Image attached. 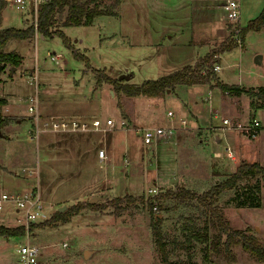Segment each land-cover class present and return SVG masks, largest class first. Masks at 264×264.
I'll use <instances>...</instances> for the list:
<instances>
[{
	"label": "rangeland",
	"instance_id": "obj_1",
	"mask_svg": "<svg viewBox=\"0 0 264 264\" xmlns=\"http://www.w3.org/2000/svg\"><path fill=\"white\" fill-rule=\"evenodd\" d=\"M120 3L118 15H101L90 25L64 27L73 49L57 34L35 35L36 42L21 40L8 47L17 49L23 59L17 70H5L1 74L4 82L0 85V94L8 101L0 105V158L7 167H23L22 174H18L23 181L10 178L0 169V195L33 188L41 197L47 217L42 222L26 223L23 215L15 211L14 202L4 201L0 206V224L8 228L24 226L25 231L22 235L0 236V264H16L20 259L18 244L27 242L37 246L40 264H165L155 245L153 219L147 205L124 199L125 194H132L144 195L147 200L148 196L181 186L168 187V182L155 184L157 172L158 175L167 172V164L149 161L146 153L140 158V147L146 150L155 144L142 141L146 126L171 127L174 131V126L193 125L190 111L194 112L195 108L199 111L198 123L207 129L208 158L213 159L214 150H225L227 142L221 128L228 127L230 139L236 133L241 134L238 144L247 156L246 162L264 164L256 154L259 137L250 139L254 136L249 137L236 127L238 123L251 124L253 118L264 122V107H252L246 94L224 96L217 86L197 84L180 85L175 91L160 96H127L115 90L111 83L98 85L94 73L98 69L119 78L128 71L132 78L119 82L141 84L192 63L188 41L192 37L213 36L209 51L227 49L216 55L219 63L216 72L224 83L248 88L264 85V27L248 30L243 45H240L242 38L239 43L234 37L236 29L247 25L261 11L264 0H240L239 19L235 21L227 19L221 6L215 7L209 12L210 22L191 0H121ZM25 17L30 22L34 19L28 10H18L14 0H6L1 24L21 28ZM224 21L227 22L219 31ZM74 50L87 56L89 66L83 58L75 56ZM198 50L201 53L204 48ZM49 53H59L64 66L61 68ZM258 54L262 56L261 62L255 61ZM33 68L37 71L38 85L28 73ZM110 89L114 90L113 94ZM210 90L211 106L205 100ZM30 96L37 99L40 140L34 137L36 117L28 110ZM223 97L225 114L216 110ZM48 110L68 115L67 118L82 117L87 123L99 118L103 125L101 129L54 130L49 122L46 127L42 124L45 114L39 111ZM169 110L172 115L168 114ZM2 112L16 116L3 120ZM108 118L113 119L112 126L105 125ZM182 118L187 122L185 125ZM223 118L232 124H225ZM212 128L220 133V141ZM260 139L263 148L259 155L262 156L264 132ZM103 142L107 146L106 157L100 159L97 154ZM164 142L161 147L156 145L157 148H162ZM131 143H136L138 149L132 150ZM129 149L133 156L127 152ZM193 155L190 158H194L195 167L199 173L204 172L208 166L203 161L206 158L201 153ZM214 161L218 164L216 169L221 171L217 174L218 180L212 176V181H200L203 178L200 176L196 178L198 182H190L194 187L191 190L201 193L202 188H210L236 169L227 162L222 164L218 158ZM38 163L41 164L39 172ZM254 184L259 189L249 190ZM76 196L85 200H76ZM92 197L97 200L91 204ZM257 197L260 204L252 205ZM215 203L223 210L232 229L255 235L264 246V177L249 178L233 189L222 190ZM62 205L66 208L59 211ZM71 206L76 211L80 209L60 218ZM153 210L162 217L159 225L169 259L176 264H264L240 243L233 247L234 259L230 261L222 251L207 252L204 241H187L188 232L201 230L209 219V211L194 199L166 197L158 200V207Z\"/></svg>",
	"mask_w": 264,
	"mask_h": 264
},
{
	"label": "trees",
	"instance_id": "obj_2",
	"mask_svg": "<svg viewBox=\"0 0 264 264\" xmlns=\"http://www.w3.org/2000/svg\"><path fill=\"white\" fill-rule=\"evenodd\" d=\"M121 0H50L38 4L37 10L33 12V21L27 27H3L2 28V10L6 0H0V72L5 69L7 65L19 66L22 62V57L17 51H3V47L9 39H28L36 34H42L44 37H52L59 35L64 40L65 44L73 49L70 40L65 35L63 27L73 25H90L93 19L101 15H118V7ZM264 27V6L256 17L250 19L248 24L238 28V34L242 38L243 45L246 33L248 30H259ZM235 45H232L233 47ZM228 48V49H231ZM227 50L226 48L209 51L204 57H200L194 65H186L179 70L162 75L157 79H146L141 84H122L119 78L109 76L98 69H94L96 73L97 84L102 82L111 83L115 90L125 93L127 96L149 95L160 96L166 91L173 90L176 85L181 84H197L206 83L210 86H217L221 89L223 95H240L246 94L250 97V104L252 107H264V85L257 87L250 86V88L238 84L224 83L217 75L215 70H212L214 62H217L218 53ZM75 56L81 57L88 64V58L74 50ZM1 82V79H0ZM6 103V99L0 98V105ZM6 119V118H5ZM4 120V119H3ZM264 177V164L258 161L242 162L234 172L230 173L226 178L218 181L210 186V188L197 193L187 187L179 186L175 190L172 188L166 189L163 193H157L148 196L147 200L144 195L135 196L125 194L124 199L128 202L140 201L146 204L153 219V234L156 247H158L162 261L165 264H176L169 259V252L164 240L162 229L160 228L161 215L153 210L154 206L158 207V200L166 197H173L178 200L194 199L206 210L209 211V219L201 230L188 232L186 236L187 241L194 239L204 241L209 253H220L221 251L226 255L227 259L232 261L234 259L233 247L237 243L251 252L258 260L264 261V246L260 244L255 235L246 233L241 229H232L229 221L224 216V212L215 201L218 194L222 190L233 189L238 183L246 179H253L254 177ZM259 189L257 184L249 187V190ZM256 195V194H255ZM121 200V199H120ZM119 200V201H120ZM91 203V202H90ZM92 204V203H91ZM260 204L259 197L252 205L258 206ZM84 205V204H83ZM82 205V206H83ZM71 206L69 211L60 214L66 218L68 214L77 212ZM59 216V217H60ZM62 218V216L60 217ZM62 220V219H61ZM25 227L18 226L15 228L5 227L0 224V236H12L24 234ZM40 264V263H38Z\"/></svg>",
	"mask_w": 264,
	"mask_h": 264
},
{
	"label": "crops",
	"instance_id": "obj_3",
	"mask_svg": "<svg viewBox=\"0 0 264 264\" xmlns=\"http://www.w3.org/2000/svg\"><path fill=\"white\" fill-rule=\"evenodd\" d=\"M191 1L194 2V7L202 15L206 16V18L210 22L211 19L209 18V12H212L213 8H215V7H220V6L222 7V3L224 0H191ZM97 17H95V18H97ZM23 20H24V26H22V27H27L31 24V22L29 21V17H25V18H23ZM226 22L224 21V23H222V28L219 27V31L223 29L224 24ZM3 27H14V26L7 25L3 22L2 28ZM36 35H38V37L39 36L44 37V36H42V34H36ZM38 37L36 36V38H38ZM36 38H34V36H33L32 38H28V39H22V38L21 39H9V40H7V42L5 43V45L3 47V51H17V49H14L13 47L8 49L9 45L12 43L14 44V42H16V41H17V43L21 42V40L29 41V42H33V41L36 42ZM212 39H213V36L192 37V39H190L187 43L188 48H192V53H193L192 63L189 62L183 66L194 65L200 57H204L207 54V52L210 50V45L212 44L211 43ZM203 48H204V50L200 53L198 49H203ZM19 66H15V68L13 69V66L7 65L5 67V69L0 72V79H1L0 85L4 82V79L2 78L1 74L4 73L5 70H11V71L17 70V68ZM104 70H105V68H104ZM218 71L216 72L217 74H218ZM126 72L129 73L130 78H132V73L128 72V71H126ZM28 73H29L30 77L32 75L36 76L34 80L36 81V84L38 85V75H37L36 69L35 68L29 69ZM127 73H125V74H127ZM218 77L220 78L219 75H218ZM31 79H33V78L31 77ZM197 84H206V83H197ZM197 84H192V85H197ZM180 85L192 86V85L181 84V83H180ZM180 85H176L173 88V90L166 91L165 93L175 91V88L180 86ZM35 87L37 88L36 85H35ZM211 87H213V86L209 85V88H211ZM165 93H163V94H165ZM209 94H210L209 97H206L205 100H207L209 105L211 106V103H212L211 90H210ZM0 98L6 99V103H7L8 99L1 96V94H0ZM223 101H224V97L221 101L220 108H216V110L222 111V113L225 114V108L223 105V103H224ZM6 103L3 104L2 106L6 105ZM169 111H171V110H169ZM190 112H191V116L194 119V121H192L193 125H189L186 127L174 126L176 129L174 131L172 130V132L169 136H167L164 139H161V140L157 141V143L153 144L154 146H152V148H146V150H145L143 147H140L142 149L141 152H139V153H141V154H139L141 159H143L144 153H146V159H149V161L157 162L158 160H160L161 162H163V164H164V162L167 164V165H165V166H167V172L160 173L162 175H160V174L158 175L159 171L157 172L156 176L158 177V179H157V181H155V184H164L165 182H168V187L178 184L181 186L184 185L185 187L192 189L194 187H192V185H190V182H198L196 180V178H200V176L203 177V178H201L200 181H212V179H211L212 176L213 177L216 176V178L214 179L215 181L218 180L219 175H217V174H218V172H221V171L216 169V166L218 164L216 161H214V159H217V158L220 159V162L222 164L226 163V162L228 164H232V165H234V168H235V166L237 167L240 163L247 161V156H245L242 153V148L239 147L240 145L238 144V142H240V140H241L239 137V135H241V134L236 133L235 137L230 139L229 134H228L229 132H227L228 131L227 129H229L228 127H222L221 128L222 132H223L222 134L224 136V139L227 142V146H226L225 150H219V149L214 150L212 152V154L210 153L212 155L213 159L208 158V156H207L208 152L206 150V148L208 146L207 143L209 142V140L207 141V139H206L207 138V136H206V132H207L206 130L207 129H205L203 126H201V124L198 123L197 113L199 111H197L194 108V112L193 111H190ZM39 113L42 115L45 114L43 116L45 117L46 120H50V118H54V117L59 119L60 116L62 118H66V119L83 120V119H81L82 117H80V118L76 117L75 118V116H72L71 118H67V117H69L68 115H64V114L57 115L58 114L57 112H55V111L51 112L49 110L48 111H41V112L39 111ZM2 114H3V117H2L3 119H5L7 117H11V116H16V114L15 115H4L3 112H2ZM48 114H50V115H48ZM17 115H19V114H17ZM21 116H23V115H21ZM46 116H48V117H46ZM128 119H130L132 121L133 117L132 118L129 117ZM182 119H184V118H182ZM46 120H44L42 122V124ZM126 120H127V118H126ZM43 125L46 127V124H43ZM161 127H163V126H161ZM212 130L216 132V129L212 128ZM263 132H264V129H261L254 136V138H252V137L250 138V139H256L259 137L257 142H256L257 143L256 145L259 147L256 151V154L259 156L261 161L264 160V155H262V156L259 155L260 151L263 148V144L261 143V139H260L263 135ZM215 134H216L215 135L216 139L220 141V139H221L220 133L216 132ZM39 135L40 134H38V136L35 139L40 140ZM41 139H43V135H42ZM232 140L234 141V143L232 142ZM163 142H164V144H163L162 148H157L156 145L161 147V143H163ZM100 147L104 148L105 151H107L106 143H104V146H100ZM129 147L132 150L138 149L136 143L135 144L134 143L129 144ZM159 149H161V151ZM127 152L130 154V156L132 155V152L130 151V149L127 150ZM229 152H230V155L228 154ZM195 153H197L198 155H200V153H201V155H203L204 158H206V160H203V161L208 166H207V168L205 166V170L202 173L201 172L199 173V171L197 170V167H195L196 164L194 165V160H193L194 158L193 159L190 158V154H192V157H193L194 156L193 154H195ZM161 154H163V155H161ZM254 158H256V157H254ZM0 159H1L0 169H4V172H6V174L9 175L10 178L15 179V180L23 179L21 176H18V174H22L21 171H22L23 167H7L4 164L3 159L2 158H0ZM125 160L127 161V163H129V160L127 158ZM40 165H39V163L37 164L38 172L40 170ZM24 168H33V167L32 166H25ZM232 172H234V171H229L228 173H232ZM222 173H225V172H222ZM21 181H23V180H21ZM28 189H29V187H28ZM94 189H96V188H94ZM94 189L90 190L88 192V194L92 193ZM204 189L205 188H202L201 190H204ZM75 199L76 200H85V197L76 196Z\"/></svg>",
	"mask_w": 264,
	"mask_h": 264
},
{
	"label": "built area",
	"instance_id": "obj_4",
	"mask_svg": "<svg viewBox=\"0 0 264 264\" xmlns=\"http://www.w3.org/2000/svg\"><path fill=\"white\" fill-rule=\"evenodd\" d=\"M50 0H14V4L18 10H28L33 14L35 10H37L38 4L42 2H48ZM30 3H33L34 9L31 10ZM222 8L225 11V15L229 21H235L239 19L240 14V0H224L222 3ZM236 37V40L240 43L241 38L240 34H238V29H236V32L234 33ZM49 56L52 60L58 61V64L62 68L64 66V61L61 59V55L59 53H49ZM219 69V63L214 62L212 70H218ZM33 79H35V75L31 76ZM36 97L30 96L28 101V110L33 113V115L36 117V134L35 138L40 133L41 129L38 126V120H39V114L36 110ZM169 115H172L173 112L169 111ZM51 120V121H50ZM50 120H46L43 124L48 125V122L51 124L54 130L59 129H82V130H88V129H101L102 128V121L99 118H94L91 123H87L84 120L79 121V119H66L60 117L58 118H50ZM182 123L185 125L186 122L184 119H181ZM223 122L225 124H232L227 118H223ZM114 123L113 119H106L105 125L112 126ZM124 122L122 121V124ZM242 133L246 134L247 136H255L261 128H264V122L259 120L258 118H253L251 124L249 125H243L241 123H238L236 126ZM171 127H148L146 126L145 129L142 131V141L145 144H152L157 143V141L164 139L165 137L169 136L172 132ZM230 155V152L228 153ZM98 156L100 159H104L106 157L105 155V149L101 148L98 151ZM152 190L154 188H151ZM13 201L15 204V211L18 213H21L23 215V219L25 222H42L44 219H46V215L43 213V205L41 197H39V193L37 190L27 189L26 191H8L3 192L0 195V206L4 201ZM156 207V206H154ZM18 251L20 259L17 261L16 264H38L37 256H38V248L36 245L27 242V243H20L18 244Z\"/></svg>",
	"mask_w": 264,
	"mask_h": 264
},
{
	"label": "water",
	"instance_id": "obj_5",
	"mask_svg": "<svg viewBox=\"0 0 264 264\" xmlns=\"http://www.w3.org/2000/svg\"><path fill=\"white\" fill-rule=\"evenodd\" d=\"M30 8H31V10H33L34 9V5H33V3H30ZM43 36V35H42ZM261 58H262V56L260 55V54H258V55H256V57H255V61L256 62H261ZM15 68V66H13V69ZM130 77V75L127 73V74H122L120 77H119V79L120 80H124V79H127V78H129ZM110 91H111V93L113 94L114 93V90H112V89H110ZM96 200H97V197H92L89 201L91 202V203H94V202H96ZM66 208V205H62L60 208H59V211H61V210H64Z\"/></svg>",
	"mask_w": 264,
	"mask_h": 264
}]
</instances>
